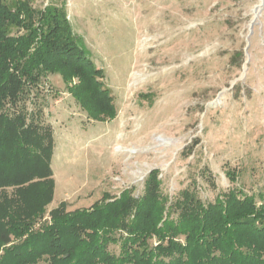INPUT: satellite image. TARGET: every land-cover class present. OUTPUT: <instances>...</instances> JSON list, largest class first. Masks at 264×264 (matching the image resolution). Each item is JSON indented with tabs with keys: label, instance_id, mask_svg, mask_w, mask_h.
Returning <instances> with one entry per match:
<instances>
[{
	"label": "rangeland",
	"instance_id": "374dc122",
	"mask_svg": "<svg viewBox=\"0 0 264 264\" xmlns=\"http://www.w3.org/2000/svg\"><path fill=\"white\" fill-rule=\"evenodd\" d=\"M29 2L66 3L117 109L115 119L93 120L59 75L31 93L28 112L54 132L48 212L126 188L140 196L153 169L170 199L187 187L205 203L233 188L264 196V0Z\"/></svg>",
	"mask_w": 264,
	"mask_h": 264
},
{
	"label": "trees",
	"instance_id": "16d2710c",
	"mask_svg": "<svg viewBox=\"0 0 264 264\" xmlns=\"http://www.w3.org/2000/svg\"><path fill=\"white\" fill-rule=\"evenodd\" d=\"M81 42L66 3L0 0V264H264L261 193L233 188L205 203L187 187L170 199L153 169L140 196L126 188L89 208L69 211L63 201L47 211L55 139L28 112L31 93L59 75L93 120L117 116L104 71ZM227 176L238 180L236 171Z\"/></svg>",
	"mask_w": 264,
	"mask_h": 264
},
{
	"label": "bare ground",
	"instance_id": "6f19581e",
	"mask_svg": "<svg viewBox=\"0 0 264 264\" xmlns=\"http://www.w3.org/2000/svg\"><path fill=\"white\" fill-rule=\"evenodd\" d=\"M261 8H262V4H259L257 7H256V9H255V11H254V16L255 15H257V14H259V11H261ZM164 26V25H163ZM156 33V32H155ZM132 151V150H131Z\"/></svg>",
	"mask_w": 264,
	"mask_h": 264
},
{
	"label": "crops",
	"instance_id": "0c3cea01",
	"mask_svg": "<svg viewBox=\"0 0 264 264\" xmlns=\"http://www.w3.org/2000/svg\"><path fill=\"white\" fill-rule=\"evenodd\" d=\"M55 152V151H54ZM54 155V154H53ZM55 189H56V187H55ZM54 197H55V195H54ZM64 201H67V200H64Z\"/></svg>",
	"mask_w": 264,
	"mask_h": 264
}]
</instances>
